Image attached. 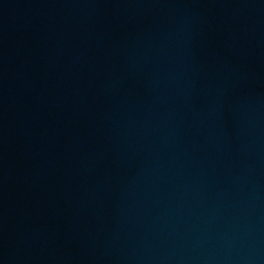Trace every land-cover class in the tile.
Segmentation results:
<instances>
[{
  "label": "water",
  "instance_id": "95a60500",
  "mask_svg": "<svg viewBox=\"0 0 264 264\" xmlns=\"http://www.w3.org/2000/svg\"><path fill=\"white\" fill-rule=\"evenodd\" d=\"M0 264H264V0H0Z\"/></svg>",
  "mask_w": 264,
  "mask_h": 264
}]
</instances>
